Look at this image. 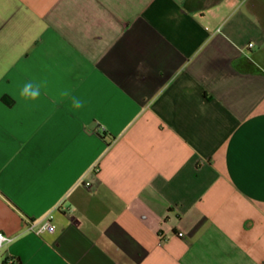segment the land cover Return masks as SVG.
Wrapping results in <instances>:
<instances>
[{
	"label": "crops",
	"instance_id": "obj_1",
	"mask_svg": "<svg viewBox=\"0 0 264 264\" xmlns=\"http://www.w3.org/2000/svg\"><path fill=\"white\" fill-rule=\"evenodd\" d=\"M0 232V264H264V0H0Z\"/></svg>",
	"mask_w": 264,
	"mask_h": 264
},
{
	"label": "built area",
	"instance_id": "obj_2",
	"mask_svg": "<svg viewBox=\"0 0 264 264\" xmlns=\"http://www.w3.org/2000/svg\"><path fill=\"white\" fill-rule=\"evenodd\" d=\"M253 44H250V47H252ZM96 171H99L98 168H96ZM87 185L89 186L90 183L88 182ZM53 215L50 214L43 222H41L40 224H38V222H31L29 229L32 231H35L37 233H42L45 231H54L55 230V225L53 223ZM38 224V226H37ZM180 236H183V233H179ZM14 240L13 237L0 232V249L2 247H4L5 245L11 243ZM2 264H20L19 260L17 258H7L3 261Z\"/></svg>",
	"mask_w": 264,
	"mask_h": 264
},
{
	"label": "clouds",
	"instance_id": "obj_3",
	"mask_svg": "<svg viewBox=\"0 0 264 264\" xmlns=\"http://www.w3.org/2000/svg\"><path fill=\"white\" fill-rule=\"evenodd\" d=\"M42 86V84L33 83L32 81L25 83L20 90L21 100H23L25 103L37 101L40 98ZM62 95L66 96L68 93L64 92ZM72 104L74 109H80L83 106L82 102L76 98H73Z\"/></svg>",
	"mask_w": 264,
	"mask_h": 264
}]
</instances>
